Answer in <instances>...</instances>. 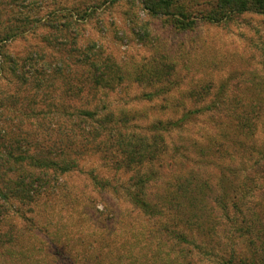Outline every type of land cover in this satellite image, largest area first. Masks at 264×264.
Returning <instances> with one entry per match:
<instances>
[{
  "label": "rangeland",
  "instance_id": "374dc122",
  "mask_svg": "<svg viewBox=\"0 0 264 264\" xmlns=\"http://www.w3.org/2000/svg\"><path fill=\"white\" fill-rule=\"evenodd\" d=\"M180 2L185 30L141 0H0V174L11 153L49 185L12 199L0 264L264 260L236 231L264 229V14Z\"/></svg>",
  "mask_w": 264,
  "mask_h": 264
},
{
  "label": "trees",
  "instance_id": "16d2710c",
  "mask_svg": "<svg viewBox=\"0 0 264 264\" xmlns=\"http://www.w3.org/2000/svg\"><path fill=\"white\" fill-rule=\"evenodd\" d=\"M215 2L216 9L222 11V20L226 18L227 15L231 14H242L245 12H257L264 14V0H213ZM141 4H143L144 8L149 10L150 12H153L154 15H163L170 17L173 20L174 25H176L178 28L185 30L189 27H192L195 25L196 20L192 14L188 13V15L185 13V4L180 2V0H141ZM212 15L216 16L217 18H214ZM218 12L213 11L212 14L210 13L206 19L209 21H220L221 19L218 18ZM194 19H193V18ZM201 18V17H200ZM2 40V39H0ZM91 70H96V65L90 64ZM1 143V138H0ZM1 145V144H0ZM2 150L0 147V156H3L4 154H1ZM11 153L5 155L2 159H4V165L7 166L6 170L3 169L2 174H0V184L7 182L6 176L8 174L13 175L12 182L14 184V189L7 188V192H3V187L0 186V199H3V204L0 203V219L1 222L3 221V218L8 212V210L12 211V199H25V197H28L30 201H33L36 196L34 194L36 192H39L40 194H44L43 188L49 187L48 184L45 181V176H47V172H40L37 176V182H35V178L33 177V174L30 172H23L21 174L17 175L16 167L14 166V163L11 161ZM9 165V166H8ZM26 169L29 171V169H40V168H50L54 167L56 171H61L63 173L66 172V168H64L59 163H53V164H34V165H26ZM24 168L20 166L19 170L24 171ZM16 170V172H14ZM8 173V174H7ZM53 181V180H52ZM38 184V185H37ZM44 184V187H43ZM142 187V185H141ZM42 189V190H41ZM28 192L30 194H28ZM130 202L140 209L144 210L145 212L148 210V205L146 202L142 201L140 197L136 195H132L130 197ZM244 226L237 227L236 231L238 232V238L243 239L244 241H247V245H254V250L258 249V247L255 246L254 241L260 239L264 240V229L260 228V236H254L253 232H255V229L249 228V223L244 220ZM10 241L8 240L7 243ZM260 247V246H259ZM241 253L238 251L236 255L232 253L230 256L231 258L225 262V264H232V262L237 259L238 257H241ZM257 260L255 259L253 264H264V260L259 258V255L257 254ZM244 261L242 264H249L246 259L242 260ZM246 261V262H245Z\"/></svg>",
  "mask_w": 264,
  "mask_h": 264
}]
</instances>
